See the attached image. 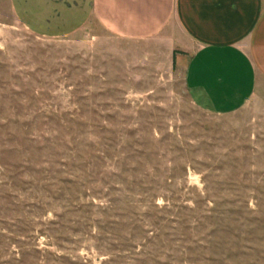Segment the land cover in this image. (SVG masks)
I'll use <instances>...</instances> for the list:
<instances>
[{"label":"rangeland","instance_id":"rangeland-1","mask_svg":"<svg viewBox=\"0 0 264 264\" xmlns=\"http://www.w3.org/2000/svg\"><path fill=\"white\" fill-rule=\"evenodd\" d=\"M40 8L0 1V264H264V83L219 114L170 31Z\"/></svg>","mask_w":264,"mask_h":264},{"label":"crops","instance_id":"crops-1","mask_svg":"<svg viewBox=\"0 0 264 264\" xmlns=\"http://www.w3.org/2000/svg\"><path fill=\"white\" fill-rule=\"evenodd\" d=\"M0 1L12 3L21 18L30 17L26 6L41 4V29L57 6L89 3L117 38L145 41L170 31V47L181 52L178 62L189 88L219 114L241 111L264 83V0Z\"/></svg>","mask_w":264,"mask_h":264}]
</instances>
